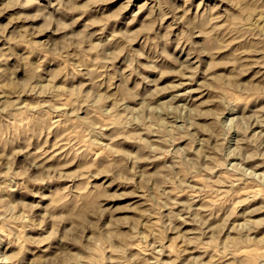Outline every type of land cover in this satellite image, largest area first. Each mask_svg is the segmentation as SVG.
Masks as SVG:
<instances>
[{"label":"rangeland","instance_id":"rangeland-1","mask_svg":"<svg viewBox=\"0 0 264 264\" xmlns=\"http://www.w3.org/2000/svg\"><path fill=\"white\" fill-rule=\"evenodd\" d=\"M0 264H264V0H0Z\"/></svg>","mask_w":264,"mask_h":264}]
</instances>
